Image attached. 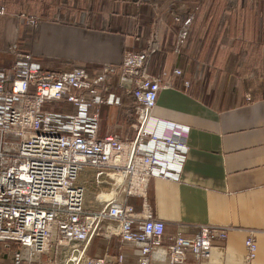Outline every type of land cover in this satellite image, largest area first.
<instances>
[{
	"label": "crops",
	"instance_id": "obj_1",
	"mask_svg": "<svg viewBox=\"0 0 264 264\" xmlns=\"http://www.w3.org/2000/svg\"><path fill=\"white\" fill-rule=\"evenodd\" d=\"M59 1L0 0L6 7L15 2L24 13L45 8L36 27L0 15L3 64H10L6 46L19 41L46 68L80 65L94 73L103 64L121 63L128 51L144 50L157 13L160 50L151 58L149 73L169 86L159 92L150 127L183 137L189 148L180 180L150 182L148 199L153 216L165 222L164 242L171 244L178 234L193 238L209 225L225 235L214 241L203 264H264V0H63L56 15ZM196 8L176 55L174 15L186 16ZM111 82L117 84V77ZM117 94L120 106L101 109L100 133L135 135V100L121 89ZM79 183L96 201L93 207L84 197L85 211H99L105 202L98 199L95 175L83 170ZM102 190L109 187L102 185ZM127 203L141 209L138 197H128ZM252 233L257 252L249 259L246 241ZM142 246L118 236L72 243L90 258L106 256L109 264H117L120 255L121 264H140ZM169 261L164 249L150 254V264ZM180 264H195L193 255Z\"/></svg>",
	"mask_w": 264,
	"mask_h": 264
},
{
	"label": "built area",
	"instance_id": "obj_2",
	"mask_svg": "<svg viewBox=\"0 0 264 264\" xmlns=\"http://www.w3.org/2000/svg\"><path fill=\"white\" fill-rule=\"evenodd\" d=\"M197 9L174 15L176 55ZM0 15L17 17L31 27L40 20L37 14H10L6 5L0 6ZM153 16L144 50L128 51L121 63L103 64L94 73L80 65L46 68L19 41L4 50L10 64H0V264H68L75 250L79 254L73 264H109L106 256L90 258L72 247L93 236L141 243L140 264H150L155 249L166 251L169 264L182 263L187 254L203 264L214 241L224 237L223 229L202 225L195 237L178 234L165 244V222L153 216L150 182L180 180L189 152L183 137L150 127L159 92L169 86L149 73L151 58L160 50L161 19ZM174 74L182 71L175 69ZM114 77L117 84L111 82ZM118 89L135 100V135L100 133L102 107L121 105ZM83 170L95 175L100 194L105 193L102 185L114 190L113 199L97 212L84 209L86 187L79 183ZM113 174L123 178L120 184L110 178ZM131 196L141 199L140 210L127 203ZM246 246L248 258H255L253 233ZM60 247L69 248L65 257H59ZM122 261L120 255L117 264Z\"/></svg>",
	"mask_w": 264,
	"mask_h": 264
},
{
	"label": "rangeland",
	"instance_id": "obj_3",
	"mask_svg": "<svg viewBox=\"0 0 264 264\" xmlns=\"http://www.w3.org/2000/svg\"><path fill=\"white\" fill-rule=\"evenodd\" d=\"M80 1V0H79ZM74 2L76 3V4H79V2H77V0H74ZM57 5L58 6H55L56 7V9H55V14L57 15V14H59V11H58V9L59 8H63V5H64V1L62 0V1H59L58 3H57ZM34 6V5H33ZM9 8L11 9V10H9ZM7 9L9 10H7L8 11V13H10V14H18L20 11L17 9V8H15V6H10V7H8L7 6ZM34 11V12H33ZM45 12V8H41L40 6H37V7H35L34 6V8H33V10H31V13L29 12V11H27L26 12V14L28 15V14H37L38 16H39V19H41L42 18V16H43V13ZM9 16H11V15H9ZM12 18H15V19H18V20H20L19 18H17V17H14V16H12ZM1 20V19H0ZM88 21V20H87ZM24 22V24L26 25V26H28L27 24H26V22L25 21H23ZM153 25V24H152ZM12 43V42H11ZM10 44V43H9ZM8 44V45H9ZM7 47V46H6ZM0 64H3V62L0 60ZM85 203L87 204L88 203V205H90V206H95L96 205V201H95V198H94V196H93V193L90 191V188H88L87 189V191H86V193H85ZM3 248H4V245L2 244V243H0V251H2L3 250ZM16 248L14 247L12 250L14 251ZM68 252H69V248H66V247H60V252H59V257L60 256H66V254H68ZM60 264H64L62 261H60Z\"/></svg>",
	"mask_w": 264,
	"mask_h": 264
},
{
	"label": "water",
	"instance_id": "obj_4",
	"mask_svg": "<svg viewBox=\"0 0 264 264\" xmlns=\"http://www.w3.org/2000/svg\"><path fill=\"white\" fill-rule=\"evenodd\" d=\"M110 178L113 179L116 182V184H120L123 180V178L121 176L116 175V174L111 175ZM113 197H114V190H111L107 193H101L99 195L98 199L100 201L107 202V201L112 200ZM78 254H79V250H75L73 252L72 259L69 261L68 264H73V259L77 258Z\"/></svg>",
	"mask_w": 264,
	"mask_h": 264
},
{
	"label": "trees",
	"instance_id": "obj_5",
	"mask_svg": "<svg viewBox=\"0 0 264 264\" xmlns=\"http://www.w3.org/2000/svg\"><path fill=\"white\" fill-rule=\"evenodd\" d=\"M13 5L16 7V4H15V2L13 3Z\"/></svg>",
	"mask_w": 264,
	"mask_h": 264
}]
</instances>
